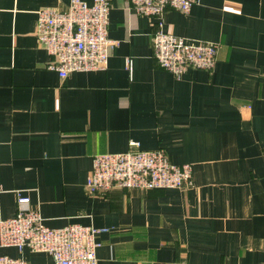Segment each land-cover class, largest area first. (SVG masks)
Here are the masks:
<instances>
[{
    "label": "crops",
    "instance_id": "obj_1",
    "mask_svg": "<svg viewBox=\"0 0 264 264\" xmlns=\"http://www.w3.org/2000/svg\"><path fill=\"white\" fill-rule=\"evenodd\" d=\"M110 2L108 64L62 77L36 27L40 9L69 0H0V221L21 191L47 226L106 228L98 264H264V0L168 8L166 31L219 44L212 69L181 78L155 58L156 19ZM132 140L190 163L193 185L90 193L93 156ZM0 254L55 264L29 248Z\"/></svg>",
    "mask_w": 264,
    "mask_h": 264
},
{
    "label": "built area",
    "instance_id": "obj_2",
    "mask_svg": "<svg viewBox=\"0 0 264 264\" xmlns=\"http://www.w3.org/2000/svg\"><path fill=\"white\" fill-rule=\"evenodd\" d=\"M142 15L156 19L152 33L154 55L159 65L181 78L189 69H212L219 44L213 41L190 40L164 29L168 8L189 12L200 0H128ZM110 0H69L66 9L45 7L38 11L36 38L51 55L49 68L62 77L73 71L104 68L118 42L108 35ZM132 58L127 59L131 69ZM125 152L95 154L87 179L90 193L113 187L132 189H184L193 185L190 163L177 164L164 149L145 150L132 140ZM31 199L17 192V211L0 221V243L20 251L51 255L55 264H98V235L107 229L80 223L62 227L47 226ZM0 264H30L27 260L0 254Z\"/></svg>",
    "mask_w": 264,
    "mask_h": 264
}]
</instances>
